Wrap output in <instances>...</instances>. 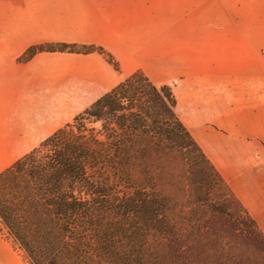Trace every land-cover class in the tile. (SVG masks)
I'll list each match as a JSON object with an SVG mask.
<instances>
[{"label": "trees", "instance_id": "obj_1", "mask_svg": "<svg viewBox=\"0 0 264 264\" xmlns=\"http://www.w3.org/2000/svg\"><path fill=\"white\" fill-rule=\"evenodd\" d=\"M43 53L99 54L120 71L95 45L34 46L19 63ZM0 227L28 264H264V232L178 117L172 87L141 71L0 174Z\"/></svg>", "mask_w": 264, "mask_h": 264}, {"label": "crops", "instance_id": "obj_2", "mask_svg": "<svg viewBox=\"0 0 264 264\" xmlns=\"http://www.w3.org/2000/svg\"><path fill=\"white\" fill-rule=\"evenodd\" d=\"M254 2L0 0V174L60 129L62 111L78 100L87 110L141 71L171 85L178 117L264 232V103L230 99L239 81L264 82V0ZM57 43L103 47L120 71L99 54L19 63ZM0 264H24L1 232Z\"/></svg>", "mask_w": 264, "mask_h": 264}, {"label": "rangeland", "instance_id": "obj_3", "mask_svg": "<svg viewBox=\"0 0 264 264\" xmlns=\"http://www.w3.org/2000/svg\"><path fill=\"white\" fill-rule=\"evenodd\" d=\"M250 2H252L253 5H254V7L256 8V2H254V0L253 1L250 0ZM240 7H244V6L243 5H240ZM238 11H240V8H238ZM237 85H238V88L236 89V91H234V96H231L230 97L231 100H233V98L238 99V100L239 99H242V97L246 96V93H247L248 95H251V96L254 97V99H255L254 102L255 103H264V92L261 93L264 90V82L263 83L257 82L256 84H253V83H250L248 81L247 82H245V81H239V83ZM84 106L86 107V105H83V107H81L80 106V103H79V100H78V102H77L76 105H71L70 107H68L65 110V112L62 111V113H61V115L59 117L53 118V120H51V126H57V122H58L59 123L58 124V127L61 129V128L65 127L66 125L70 124V123L72 124L73 121L78 116L84 114V112L86 111V110H83ZM90 107H91V105H90ZM81 124L84 125V126H86L89 129H94L96 131L97 136L98 137H102L103 128H102V124L101 123H95L94 120H88V117H84L83 120H82V122H81ZM36 126L37 125L33 122L31 124V127L32 128L29 127V131H31L30 132L31 134L36 129ZM38 126H44L42 124V121L41 120H39ZM37 147H35L34 149H36ZM0 228H1V235L3 236V238L8 243H10L12 245V247L14 248V251L18 254V256L21 258V260L24 262V264H28V262L26 260V257H25V253L22 251V249L20 250L19 249V246H17V244H15L11 240H9L8 239V235H7V232H5L2 227H0Z\"/></svg>", "mask_w": 264, "mask_h": 264}]
</instances>
